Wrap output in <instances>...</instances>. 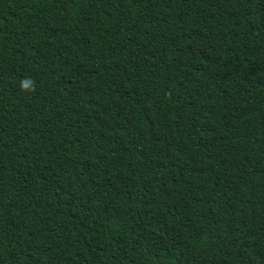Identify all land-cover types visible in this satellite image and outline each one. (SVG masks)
<instances>
[{
    "label": "trees",
    "instance_id": "1",
    "mask_svg": "<svg viewBox=\"0 0 264 264\" xmlns=\"http://www.w3.org/2000/svg\"><path fill=\"white\" fill-rule=\"evenodd\" d=\"M0 264H264V0H0Z\"/></svg>",
    "mask_w": 264,
    "mask_h": 264
},
{
    "label": "clouds",
    "instance_id": "2",
    "mask_svg": "<svg viewBox=\"0 0 264 264\" xmlns=\"http://www.w3.org/2000/svg\"><path fill=\"white\" fill-rule=\"evenodd\" d=\"M21 87L24 90H30V91H34L35 90L34 81L31 80L30 78L21 81Z\"/></svg>",
    "mask_w": 264,
    "mask_h": 264
}]
</instances>
